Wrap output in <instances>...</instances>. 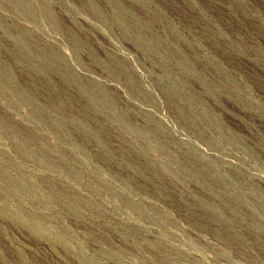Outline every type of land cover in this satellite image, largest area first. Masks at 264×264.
Returning <instances> with one entry per match:
<instances>
[{
  "label": "rangeland",
  "instance_id": "374dc122",
  "mask_svg": "<svg viewBox=\"0 0 264 264\" xmlns=\"http://www.w3.org/2000/svg\"><path fill=\"white\" fill-rule=\"evenodd\" d=\"M0 264H264V0H0Z\"/></svg>",
  "mask_w": 264,
  "mask_h": 264
}]
</instances>
